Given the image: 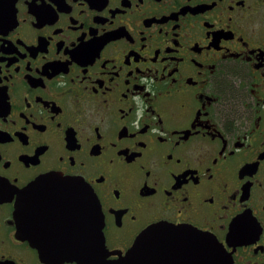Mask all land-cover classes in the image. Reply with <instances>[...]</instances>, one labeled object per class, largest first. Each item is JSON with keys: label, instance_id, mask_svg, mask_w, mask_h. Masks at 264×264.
Masks as SVG:
<instances>
[{"label": "flooded vegetation", "instance_id": "1", "mask_svg": "<svg viewBox=\"0 0 264 264\" xmlns=\"http://www.w3.org/2000/svg\"><path fill=\"white\" fill-rule=\"evenodd\" d=\"M51 174L88 188L109 261L166 224L264 264V0H0V264H75L24 222Z\"/></svg>", "mask_w": 264, "mask_h": 264}, {"label": "water", "instance_id": "2", "mask_svg": "<svg viewBox=\"0 0 264 264\" xmlns=\"http://www.w3.org/2000/svg\"><path fill=\"white\" fill-rule=\"evenodd\" d=\"M76 186L79 192L84 193L82 199H76L71 194ZM65 193H70L66 203L61 200ZM89 194L83 182L54 174L37 180L24 191L22 205L25 224L33 222L40 224L43 221L46 230L50 224L57 223L61 230V238H67V243L55 246L46 245L43 241L44 247L58 249L45 252L39 248L43 258L75 264H113L114 261H119L120 264H188V259L194 258L195 264H233L231 255L225 253L213 237L191 227L166 224L151 226L135 240L125 256L109 261L107 260L109 253L105 249L102 235V216ZM33 200H36L35 207L29 204ZM64 208L66 211H63ZM61 214H82L84 221L53 222V216ZM22 235L29 241L46 240L44 236H32L29 227ZM177 257L186 260L181 261Z\"/></svg>", "mask_w": 264, "mask_h": 264}, {"label": "snow or ice", "instance_id": "3", "mask_svg": "<svg viewBox=\"0 0 264 264\" xmlns=\"http://www.w3.org/2000/svg\"><path fill=\"white\" fill-rule=\"evenodd\" d=\"M113 264H120V262L119 261H114Z\"/></svg>", "mask_w": 264, "mask_h": 264}]
</instances>
